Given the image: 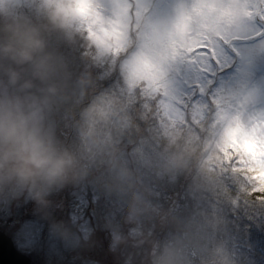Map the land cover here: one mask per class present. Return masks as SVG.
Returning a JSON list of instances; mask_svg holds the SVG:
<instances>
[{
    "label": "trees",
    "instance_id": "1",
    "mask_svg": "<svg viewBox=\"0 0 264 264\" xmlns=\"http://www.w3.org/2000/svg\"><path fill=\"white\" fill-rule=\"evenodd\" d=\"M95 11L105 27L106 14ZM9 26L38 34L42 47L31 60L4 51ZM138 32L130 38L132 45L141 41ZM101 34L91 27L66 34L50 23L42 0L13 7L0 1V76L9 79L8 95L22 98L17 105L21 114L36 113L43 132L75 161L73 172L52 183L0 175V194L5 195L0 204L10 211L1 223L12 225L5 233L33 264L45 259L49 264H89L68 254L94 229L113 230L131 241L123 249L128 264H264V200L232 176L229 164L216 161L209 171L200 154L210 141L212 121L234 120L231 139L236 132L246 136L254 125V114L264 105L257 92L264 90V62L243 74L240 45L233 47L238 59L229 67L211 58L214 71L231 79L213 95V82L208 83V107L201 113L195 96L182 95L186 104L176 119L161 100L167 88L183 81L176 71L179 60L194 59L195 53L186 56L178 43L165 63L152 65L148 57L129 68L136 54L130 49L123 70L125 58L116 61L100 42L94 46L89 40L92 35L100 41ZM191 84L188 88L196 92L201 85ZM4 101L11 109V100ZM27 196L64 207L34 212L30 201L28 206L14 201ZM93 204L91 221L76 231L69 214L78 216ZM121 213L132 216L129 226L119 222Z\"/></svg>",
    "mask_w": 264,
    "mask_h": 264
},
{
    "label": "rangeland",
    "instance_id": "2",
    "mask_svg": "<svg viewBox=\"0 0 264 264\" xmlns=\"http://www.w3.org/2000/svg\"><path fill=\"white\" fill-rule=\"evenodd\" d=\"M0 1L2 4L12 7L14 3L16 6L18 4L24 5L28 0ZM91 3L93 9L101 13L104 11L106 14L108 24L104 28L108 33H112L115 29L116 32L123 33L127 37L122 47L114 45L108 51L114 54V60L121 62L126 54L131 51L130 49L136 51L128 65L129 68L135 64H142L148 57L152 65L165 63V55L173 54L179 48L177 47L178 43L186 48V56L194 51V59H180L176 65L177 73L183 74V81L181 80V82L167 88L161 100L164 111L176 119L182 116V102L186 104L182 95L186 94L189 99L195 96L194 98L200 102L198 112L201 113L208 107L207 85L213 82V87L209 92L213 95L220 84L231 79L228 73L219 75L214 71V66L210 62L211 58H213L214 63L225 64L229 67L234 58L238 59L237 55L232 56L233 53H236L233 47L240 45L243 52L237 51V53L243 54L240 57L243 74L259 68L258 65L264 62V0H91ZM102 6L104 10H102ZM91 29L94 30V28ZM139 30L142 33L141 41L137 45H132L130 38L136 39ZM103 35L102 32L100 37ZM257 37L260 38L252 41ZM147 39H149V43L146 42ZM89 40L94 46L100 42L97 36L93 37L92 35H90ZM167 40L169 43H166ZM213 53L215 54L213 55ZM151 57L156 59L153 60ZM125 61L126 58L122 62L125 63ZM126 68L127 63H125L123 70ZM8 80L0 76V111L8 109L5 105L7 101L4 100H11V110L21 114L17 105L22 101V98L8 95ZM195 81L201 84L197 92L188 88ZM257 92L260 96H264V90L260 89ZM107 104L112 105L113 98H109ZM22 114L28 116L26 113ZM253 121L254 125L251 126L246 136L236 132L234 133L235 138L229 140L238 152L246 153L249 157L258 154L261 144H264V105L257 116L256 113L254 114ZM234 124V120L227 122L225 120L212 121L209 126L212 134L210 142L217 143L226 133L230 135ZM204 145L205 143L200 149L201 153ZM205 153L203 155H206ZM229 165L232 176L242 181L243 185H247L257 200L263 201L264 190H261V184L257 180H252L250 175L246 178L245 168L239 165L234 168L232 164ZM4 198L5 195L1 197L0 201L3 202ZM14 201L17 205L22 203L26 206H28L27 201H30L32 204L31 211L34 212H38L41 208L59 210L64 207L62 203L57 201L31 199L30 196L19 197L18 200ZM92 206L90 210L81 211L78 216H72V212L69 214V219L75 222L76 231L81 230L86 223L91 221L88 216L95 209V205ZM9 212L0 204V230L10 231L12 229V225L5 224V222L1 223L6 218L5 216L9 215ZM84 214L86 216L81 217ZM118 220L125 223L123 226L127 227L131 224L132 216L121 213ZM125 238L120 239L113 230L108 232L106 229H94L83 238L80 248L72 250L68 256L88 260L89 264H128V257L123 249L127 248L131 241L126 236ZM153 239H150L149 242L153 243ZM21 242L25 243L23 239ZM43 258L45 259V257ZM42 263L49 264L50 262H46L45 259L42 260ZM57 264L63 263L57 262Z\"/></svg>",
    "mask_w": 264,
    "mask_h": 264
},
{
    "label": "clouds",
    "instance_id": "3",
    "mask_svg": "<svg viewBox=\"0 0 264 264\" xmlns=\"http://www.w3.org/2000/svg\"><path fill=\"white\" fill-rule=\"evenodd\" d=\"M42 7L50 23L66 34H77L81 28H94L104 35L100 38L103 52L107 53L113 46H123L126 35L116 32L108 33L104 28L101 15L92 8L91 0H42ZM8 45L5 52H19L26 60L32 59V53L42 47V41L35 30H25L20 26H9ZM71 38V37H70ZM95 42V41H94ZM225 134L219 142H206L203 152L207 153L205 163L211 171L216 161L239 165L246 169V178L257 180L264 190V144L258 154L249 157L238 152ZM74 157L60 151L53 140L43 132L36 118V113L24 116L18 111L4 109L0 111V175H16L25 181L52 183L64 179L74 171Z\"/></svg>",
    "mask_w": 264,
    "mask_h": 264
},
{
    "label": "water",
    "instance_id": "4",
    "mask_svg": "<svg viewBox=\"0 0 264 264\" xmlns=\"http://www.w3.org/2000/svg\"><path fill=\"white\" fill-rule=\"evenodd\" d=\"M0 264H33L31 258L20 252L13 239L2 230H0Z\"/></svg>",
    "mask_w": 264,
    "mask_h": 264
}]
</instances>
